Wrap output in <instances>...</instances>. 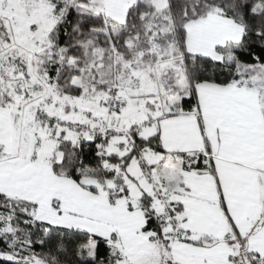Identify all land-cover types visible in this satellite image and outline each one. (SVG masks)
<instances>
[{
    "label": "snow or ice",
    "instance_id": "1",
    "mask_svg": "<svg viewBox=\"0 0 264 264\" xmlns=\"http://www.w3.org/2000/svg\"><path fill=\"white\" fill-rule=\"evenodd\" d=\"M0 264H264V0H0Z\"/></svg>",
    "mask_w": 264,
    "mask_h": 264
}]
</instances>
